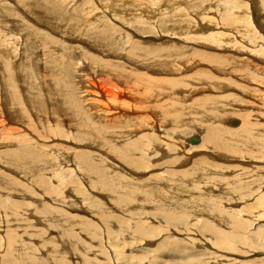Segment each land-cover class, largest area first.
<instances>
[{
	"label": "rangeland",
	"instance_id": "obj_1",
	"mask_svg": "<svg viewBox=\"0 0 264 264\" xmlns=\"http://www.w3.org/2000/svg\"><path fill=\"white\" fill-rule=\"evenodd\" d=\"M41 1L7 0L14 10L5 13L7 20L62 38L61 32L43 24L50 18L55 20L51 26H59L58 20L64 22L62 14L53 13L56 8ZM59 1L68 6L71 0ZM82 1L84 10L97 7L95 19L102 11L118 14L110 19V26L127 38L126 45L110 52L118 55L104 59L113 69L123 67L131 78L123 100H132L125 110L136 113H122L111 125L120 133L132 132V142L142 144L148 137L150 144L140 149L130 146L132 159L119 157L112 146L128 144L104 145L73 119L74 110L56 93L54 79L41 70V51H29V57L14 61L16 82L24 85L28 96L40 98L39 112L31 110L28 116L36 123L40 114L44 128L34 124L42 139L18 148L22 154L27 151L29 164L0 161V258L7 264H264V215H260L264 211V141L255 140L248 150L239 147L243 152L238 154L223 153L212 161L213 166L204 159L206 150L199 147L207 134V118L210 128L228 130L239 141L245 135L239 129L241 121L264 136V87L252 88L248 83H264V54L245 42L254 36L251 32L262 36L258 43L264 41V3ZM226 2L236 17L232 28L224 15ZM243 7L253 13L241 14ZM147 22L149 33L144 32ZM69 24L74 26L75 21ZM187 32L190 35L185 36ZM74 34L78 41L70 39L69 46L79 59L82 50L90 59L92 53L104 55L89 48L88 44L99 42L85 32L75 30ZM209 34L223 37L222 47L235 45L242 34L250 59H230L233 52L215 48L205 38L212 39ZM63 42L66 45L61 47L68 46L64 38ZM87 55L79 63L88 67L86 80H99V84L103 78L109 80L102 68L91 66ZM28 72L33 86L23 79ZM37 81L41 89H34ZM21 95L28 110L29 100ZM207 96L217 106L203 113L195 107L205 98L207 110ZM86 98L90 97L81 95V100ZM176 104L187 110L180 115L172 112ZM237 119L240 125L230 126L229 121ZM188 138L202 142L197 146ZM6 149L0 145V153ZM133 159L140 163L133 165ZM168 214L184 218L176 221Z\"/></svg>",
	"mask_w": 264,
	"mask_h": 264
},
{
	"label": "bare ground",
	"instance_id": "obj_2",
	"mask_svg": "<svg viewBox=\"0 0 264 264\" xmlns=\"http://www.w3.org/2000/svg\"><path fill=\"white\" fill-rule=\"evenodd\" d=\"M6 1L7 0H0V40L6 44V47L4 48L0 43V145L2 144L6 146L7 149L0 153V161L8 164H29L31 160L27 156V151H25V154H22L21 152H18V148L32 143L36 145V143L42 139V134L36 130L35 126L37 124L38 127L44 128V123L42 122L43 120L41 119L40 114L37 113L38 122L36 123H34V120L30 119L31 115L29 114L31 110L39 112L38 105L40 98L31 94L28 96L24 92L26 90V88H23L24 85H19L15 80V69L13 63L16 60L21 59L22 55L29 57V51H41V58L38 59L39 63H41V70L44 68L43 70H46V75L54 79L53 85L58 87L56 93L63 96L65 105L74 110V113L72 114L73 119L77 123L84 126L87 132L93 133L94 137L102 139V143L104 145L114 144V142H126L128 145H122L118 147L112 146V149L116 152V154L119 157H123L125 159H132L129 151L130 146L139 147V149L143 146L148 147L150 144V141H147L149 140L148 137H146L144 143L142 144L139 141L132 142V132L125 131V133H120L122 130H117L115 129V126L111 125V122L115 119V117L122 113L125 115H132L136 113L130 110H125V108L129 106L128 104L132 103L133 101L123 100L126 96V86H129V84L131 85V78L126 76V72L123 67L121 69H113L111 68L113 64L104 59V56L118 55V53L112 54L110 52L113 50L115 52L127 43V38H125L122 33L117 32L114 28H112L109 23L110 19H117L116 17H119L118 14L112 15L111 13L108 14L107 12L102 11V14H99L95 19L94 13L97 11V7L93 6L91 11L86 9L84 10V2L82 0H71L68 6H65V4L63 5L59 0H36L53 5L56 9H52V12H60L62 14L64 22H60L58 20L59 26H51V22L55 20H51L50 18L46 19V23L43 22V24L47 27H52L53 30L62 33V38L56 39L55 36L52 35L53 33L51 34L45 30L34 28L32 26H29L28 28L23 26L24 22L8 21V17L5 13L7 11L13 13L14 10L12 8L13 5L8 4ZM258 1L259 3H264V0ZM80 2L81 4H79ZM229 5L230 2H226L227 10L224 15L226 20L230 23V27L232 28L236 17L231 10V6ZM241 9V14L243 15L249 16L253 13V11L249 12L247 7H243ZM21 10L27 16H33L32 11L29 12L24 8H21ZM258 12H260V10H258ZM261 13L262 12H260V14ZM72 21H75L74 26L69 24L72 23ZM127 21L128 20H126L125 24L129 23ZM34 22H36L35 19ZM118 23L120 24L121 20ZM146 24L147 28H145L146 31L144 32L149 33L151 32L149 30L151 27L149 22ZM75 30L85 32V35H89L92 39H94V41L99 42L93 43L91 45L88 44L89 48L93 51H96L97 49L104 55L92 53V59H90L86 51L82 50L84 53L81 52V58L79 59L78 54H74V49L69 46V42L71 40L74 41L78 38V35L74 34ZM251 33L254 36L252 39H249V41H245L244 36L240 34L239 37H237L240 40L235 42L236 46L231 44L230 46L228 45L226 47H222L221 43L224 41V38L216 37L214 34H209L212 39L207 37L205 38L212 41L215 48L222 51L233 52L228 55L230 59H232V57H237L245 60L250 59L249 55L246 54V49L244 48V44H246L245 42H248V45L258 48V50L264 54V41L258 43V39H261L262 36L257 32ZM188 35H190V32L185 34V36ZM228 37L234 38L232 34H229ZM63 38L68 43V46L66 47H61L60 45L61 43L66 45L63 42ZM242 40L245 42L242 43ZM22 50L24 51L22 52ZM179 53H181V51H179ZM245 54L246 57H241ZM84 55H87L93 68H102V71H105L107 76H110L109 80L103 78V82H100L102 84L97 83L99 80L96 82H88L89 79L86 80V78H88L89 75H85V69L88 67H86L84 64H80L79 66L80 60L83 59L82 57ZM262 64L264 66V61H262ZM90 70H92V68ZM30 73H34V71L31 70ZM30 73H25L23 76V79L26 78L25 83L27 86H33ZM36 83L34 84V89L35 87L41 89L39 82L37 84ZM45 83L50 85L48 80H45ZM78 83H81L82 85H78ZM248 83L252 88L264 87V83H255L254 81ZM20 86L23 88L22 90L20 89ZM21 92L23 93L24 97H27V100H29L30 107L28 110L21 99ZM83 94L90 98L81 100V95ZM207 98L209 100L207 110L204 107V104L207 101L205 98H201L195 108L197 109L199 107V110H201L203 113H210V108L217 105L210 101V96H207ZM66 101L74 107L70 106ZM79 103H84L86 106ZM88 104L90 107H87ZM94 106L97 109H93ZM186 110L187 108L182 107L181 104H176L175 107L171 108V111L178 115L184 113ZM164 114H167V111H165ZM246 118L248 119L247 116ZM248 120L250 121V119ZM45 121L46 120H44V122ZM240 121L241 120L239 119L232 121L230 120L229 123L230 126L238 127L240 125ZM258 121H261L259 120V117ZM130 122L131 120L126 121L127 124ZM210 122L211 119L207 118L205 123L207 127V134L203 138V142L200 138H188V142L197 146L202 142L199 147H202L206 150L204 159L212 166L214 165L212 161L215 160L216 157L217 159L221 158V156L224 155L223 153L238 154L243 152V149H250L255 140L259 144H262L261 141H264V136L261 134H256L255 130H252V126L246 121L245 123L244 121H241L239 129H242L245 135L239 138L240 141L231 137L227 133L228 130L221 132L215 128H210ZM57 125L61 126V120L58 121ZM158 131L159 130H157V132ZM152 140L154 139L152 138ZM262 145L264 146V144ZM209 146H211L212 149H209ZM239 147H242L243 149ZM146 151H148V148H146ZM143 154L144 151L140 153L141 156ZM138 163H140L138 159H133V165ZM75 165L80 166V162L75 161ZM260 215H264V211H262ZM255 216H259V214H256ZM168 218L181 221L184 216L182 214H168ZM8 250L9 249L5 250L6 253L4 255L8 253ZM0 259V264H7L4 259H2V257Z\"/></svg>",
	"mask_w": 264,
	"mask_h": 264
},
{
	"label": "water",
	"instance_id": "obj_3",
	"mask_svg": "<svg viewBox=\"0 0 264 264\" xmlns=\"http://www.w3.org/2000/svg\"><path fill=\"white\" fill-rule=\"evenodd\" d=\"M234 123H236V122H234ZM196 143V142H195Z\"/></svg>",
	"mask_w": 264,
	"mask_h": 264
}]
</instances>
